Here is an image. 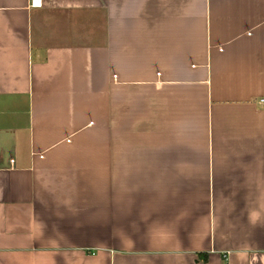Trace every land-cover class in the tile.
<instances>
[{
  "label": "crops",
  "instance_id": "obj_1",
  "mask_svg": "<svg viewBox=\"0 0 264 264\" xmlns=\"http://www.w3.org/2000/svg\"><path fill=\"white\" fill-rule=\"evenodd\" d=\"M260 98L264 0H0V264H264Z\"/></svg>",
  "mask_w": 264,
  "mask_h": 264
},
{
  "label": "built area",
  "instance_id": "obj_2",
  "mask_svg": "<svg viewBox=\"0 0 264 264\" xmlns=\"http://www.w3.org/2000/svg\"><path fill=\"white\" fill-rule=\"evenodd\" d=\"M264 102V98H260L259 100H258V103H263ZM69 140V139H68ZM42 156V154H40V157Z\"/></svg>",
  "mask_w": 264,
  "mask_h": 264
}]
</instances>
